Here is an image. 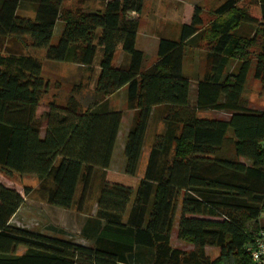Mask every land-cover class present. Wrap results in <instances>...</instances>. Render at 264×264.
I'll return each mask as SVG.
<instances>
[{"label": "trees", "instance_id": "trees-1", "mask_svg": "<svg viewBox=\"0 0 264 264\" xmlns=\"http://www.w3.org/2000/svg\"><path fill=\"white\" fill-rule=\"evenodd\" d=\"M23 1L37 5L33 19L16 14ZM102 1V10L65 7L64 0L0 2L1 38L42 49L47 60L68 59L94 77L83 110L74 96L80 84L46 109L49 83L41 60L0 50V169L35 176L36 192L48 204L77 211L97 180L95 216L102 222L90 246L12 225L33 190L20 193L0 183V264H254L246 247L264 230V109L250 107L242 93L251 70L264 87V0H224L206 26L194 6L179 39L160 38L157 59L145 69L135 47L138 20L129 15L140 13L142 0ZM58 20L63 25L53 45ZM201 30L207 65L191 99L184 45ZM118 50L127 59L116 66ZM231 60L238 61L234 71ZM121 88L134 113L118 172L109 165L122 111L102 105ZM155 107L163 128L138 178ZM201 111L229 116L200 117ZM175 219L189 250L170 243ZM206 247L218 254L210 257Z\"/></svg>", "mask_w": 264, "mask_h": 264}, {"label": "rangeland", "instance_id": "rangeland-1", "mask_svg": "<svg viewBox=\"0 0 264 264\" xmlns=\"http://www.w3.org/2000/svg\"><path fill=\"white\" fill-rule=\"evenodd\" d=\"M224 0H142L141 11L139 14L131 12L129 15L138 20L137 38L135 47L137 49H145L146 55L143 56V65L151 62L157 54L152 53L151 43L159 41L160 38L178 40L183 24H188L194 13V6L202 9L200 14L204 26H206L213 18V10L218 7ZM249 1V0H246ZM1 2V0H0ZM65 7H74L82 5L87 10H102V0H64ZM36 4L30 1L20 2L16 14L21 17L33 19L35 17ZM62 21L56 22L55 30L51 37V44H56L62 29ZM199 35L187 41L184 45V70L191 79V98L194 96V86L196 79L200 77L206 68V41ZM203 34V33H202ZM149 40V42H147ZM150 43V44H149ZM149 44V45H148ZM147 46L150 48L147 49ZM8 48L21 50L23 53H28L38 57L42 62V75L49 83L48 93L44 97L45 107L51 100L62 103L71 94L73 87L80 84L79 89L74 93L75 98L80 102L81 109L91 101L93 95L94 77L91 76V71L82 65L73 63L68 59L62 62L51 61L45 58L44 50L24 48L22 43L13 39L0 37V50L5 52ZM121 51L115 52L114 63L121 62ZM101 57V51L98 48L95 56V62ZM127 59V55H125ZM238 61H230L228 70L234 71ZM96 69L95 65L93 66ZM242 97L248 102V105L255 109H264V87L260 81L253 77L252 70L248 73L247 82L242 93ZM124 101V91H120L114 97L104 103L102 107L113 105L120 107ZM123 110L127 108L122 104ZM156 111L150 121L147 129L141 158L137 167V177L141 178L145 170L149 147L153 141L155 133L162 130L160 120ZM200 117L206 118H228L229 114L222 111H201L198 113ZM130 115L125 113L123 123L121 125L120 138L116 143V155L114 157V165L117 167L121 159L124 160L122 153L121 141L124 139L126 127L130 123ZM126 125V127H125ZM121 152V153H120ZM0 183L18 190L23 193L24 187L28 186L33 191L24 196V200L17 212L10 220V224L19 226L28 230L41 232L54 237L72 240L73 242L91 245L93 235L100 221L95 216L96 213V196L97 183L95 180L89 197L86 200L82 211H77L76 208L65 209L48 204L37 192V179L33 175L20 174L16 172L6 173L0 169ZM178 213L176 214V218ZM170 243L174 247L183 250H189L193 246L179 239L177 236V222L175 219L174 226L170 232ZM24 250L19 247L17 252ZM210 257L218 254L217 249L206 247Z\"/></svg>", "mask_w": 264, "mask_h": 264}, {"label": "crops", "instance_id": "crops-1", "mask_svg": "<svg viewBox=\"0 0 264 264\" xmlns=\"http://www.w3.org/2000/svg\"><path fill=\"white\" fill-rule=\"evenodd\" d=\"M134 13V12H133ZM137 34H138V32H136V38H137ZM149 40L150 39H148V41L147 42H149ZM159 40V39H158ZM135 44H136V39H135ZM150 44V43H149ZM148 44V45H149ZM157 44H158V41H153L150 45H151V48L149 47V46H147V49L148 48H150L151 49V51H152V53H156V51H157ZM138 50H140L142 53H143V56L144 55H146L147 53H146V51H145V49H138ZM120 57H121V62H116L115 63V65L116 66H118V65H120V64H122V63H124L125 62V60H126V58H125V55L123 54V53H121L120 54ZM156 59H157V55H156V57L151 61V62H149V63H147V64H145V65H143V62H142V68L143 69H145V68H147L149 65H151L152 63H154L155 61H156ZM183 73L190 79V77L188 76V74L185 72V70H184V59H183ZM190 84H191V79H190ZM194 88H195V86H194ZM120 91H124V88H121V89H119L118 91H116V92H114V93H112V94H110V95H108L107 97H105V99H104V101L105 102H108L110 99H111V97H114L115 95H117ZM194 93H195V91H194ZM190 96H191V92H190ZM193 98H194V96H193ZM192 99V98H191ZM122 104H124V101H123V103L121 102V105H120V107H114L113 105H110V106H107L106 108L107 109H116V110H118V109H120L121 111H122V117H121V122H120V127H119V131H118V134H117V139H116V143L118 142V139L120 138V134H121V125H122V123H123V117L125 116V113L127 112V114H129L130 115V123H131V120H132V117H133V110H129V109H127L126 111H124L122 108H123V106H122ZM159 107H155L154 108V111H153V115H154V113L157 111V109H158ZM158 118H159V120H160V122H161V124H160V126H161V128L163 127V123H162V117H161V114H159L158 115ZM130 123L128 124V126L126 127V125H125V129H126V131H125V135H124V139L121 141V145H122V153H123V148H124V144H125V140H126V136H127V132H128V129H129V126H130ZM146 135V134H145ZM142 149H143V147H142ZM121 153V152H120ZM115 155H116V144H115V147H114V150H113V153H112V157H111V161H110V165H109V169L110 170H113V171H118V172H122L123 170H124V166H125V158H124V160L123 159H121V161H120V164H119V166H115L114 165V157H115ZM140 158H141V156H140ZM139 158V159H140ZM138 167V166H137ZM143 175V174H142ZM17 212V211H16ZM100 225H102V222L100 221V223H99V226ZM96 234H97V229H96V231H95V233H94V235H93V240H94V238H95V236H96ZM47 235V234H46ZM210 248H212V247H210ZM212 249H217V248H212ZM217 252H218V249H217Z\"/></svg>", "mask_w": 264, "mask_h": 264}, {"label": "built area", "instance_id": "built-area-1", "mask_svg": "<svg viewBox=\"0 0 264 264\" xmlns=\"http://www.w3.org/2000/svg\"><path fill=\"white\" fill-rule=\"evenodd\" d=\"M246 250L254 264H264V230H259Z\"/></svg>", "mask_w": 264, "mask_h": 264}]
</instances>
